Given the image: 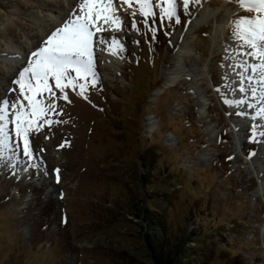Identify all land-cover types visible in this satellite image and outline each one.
I'll return each instance as SVG.
<instances>
[{
  "label": "rangeland",
  "instance_id": "obj_1",
  "mask_svg": "<svg viewBox=\"0 0 264 264\" xmlns=\"http://www.w3.org/2000/svg\"><path fill=\"white\" fill-rule=\"evenodd\" d=\"M98 4L108 19L106 33L92 29L95 77L66 86L67 99L49 78L58 107L27 134L31 159L22 138L21 151L14 138L0 145V264L147 263L130 213L146 144L160 175L144 186L170 191L161 206L170 242L195 228L204 236L188 243L201 252L193 264H264V70L252 72L259 58L236 35L239 17L264 13L249 0H175L179 22L161 23L165 0ZM76 13L68 0H0V102L19 97L31 112L14 81Z\"/></svg>",
  "mask_w": 264,
  "mask_h": 264
},
{
  "label": "snow or ice",
  "instance_id": "obj_2",
  "mask_svg": "<svg viewBox=\"0 0 264 264\" xmlns=\"http://www.w3.org/2000/svg\"><path fill=\"white\" fill-rule=\"evenodd\" d=\"M159 2L160 0H157V3ZM165 2L168 4V8L166 12L162 11L160 14L161 23L165 16L174 17L176 22H179V15L175 14V0H165ZM184 2L187 4L188 0H184ZM240 2L244 3L245 0H240ZM249 3L258 12L264 13V0H249ZM85 4L88 14L83 17L75 15L71 22H65L62 27L53 29L42 46L30 54L29 66L24 67L19 72V77L14 81L19 85L21 93L25 94L24 98L27 99L31 112L17 108L19 97L17 101L9 102L7 98H4L0 102V145H8L9 141L14 138L13 150L21 151L22 138V154L25 158L31 159L33 156L27 134L31 129L38 130L41 126V124L35 123V120L42 119L43 123L51 124L49 117L57 111L56 94L49 84V78L55 81V88L60 90L64 99H67L64 91L66 86L71 85L75 88L81 78L86 81L90 74L92 77L96 75L93 71V52L90 49V40L93 35L94 21L100 19L104 9L93 16V0H85ZM141 10L143 11V8ZM144 15L147 16L148 13L145 12ZM104 19L107 20L108 17L105 16ZM152 19L155 21V15ZM133 27H135V23ZM236 28V35L251 48V52L246 54L259 58V64L252 63L250 65L252 72L255 73L257 68L264 70V15H257L254 18L241 16L236 21ZM73 72H75V76H73ZM26 73L28 74L27 85L24 80ZM247 79L252 81L254 77L249 76ZM258 82L264 83V71L261 72ZM79 87L83 93L85 83H79ZM45 91L49 95L43 102L32 95V93ZM241 91H243V85H241ZM9 105L11 120H9ZM9 123L13 125L12 128L9 127Z\"/></svg>",
  "mask_w": 264,
  "mask_h": 264
},
{
  "label": "trees",
  "instance_id": "obj_3",
  "mask_svg": "<svg viewBox=\"0 0 264 264\" xmlns=\"http://www.w3.org/2000/svg\"><path fill=\"white\" fill-rule=\"evenodd\" d=\"M142 148L148 150L150 144L144 145ZM141 148V149H142ZM140 149V178L142 182L141 197H132L133 214L140 223L141 238L146 248L148 262L143 264H193L192 260L197 262L196 256L199 252L195 247L188 244L192 240H200V236L204 234L194 229H184L180 236V242L171 243L168 235L167 223L164 219V209L161 208L165 201L168 200L170 191L158 190L157 187L149 190L148 186H156L154 180L160 174H155V168L151 167L152 160L148 159L143 150ZM208 259L202 258V264H206Z\"/></svg>",
  "mask_w": 264,
  "mask_h": 264
},
{
  "label": "bare ground",
  "instance_id": "obj_4",
  "mask_svg": "<svg viewBox=\"0 0 264 264\" xmlns=\"http://www.w3.org/2000/svg\"><path fill=\"white\" fill-rule=\"evenodd\" d=\"M99 1L100 0H93V13H92L93 16H95V14L98 12L97 10L99 9L98 8L99 7V4H98ZM68 2L73 5V10H76L77 11L76 15H79V16L83 17V16H85V15L88 14V10H87V6L85 4V0H71V1L68 0ZM82 7H83V10H81ZM69 14L70 13H65V15H67V17L70 16ZM201 17L202 16L200 14L194 15V18L191 19L190 22L187 25L188 26V29H195V30H197V27H198L197 22L200 21ZM60 19L61 18H59V20H58V18H57V20H56L57 22L56 23H52V24L49 23V24L51 26L53 25V27H54V25H58L60 23ZM106 23H107V20L104 19V16L102 14H101L100 19H97V20L94 21V24L96 26V29H98V31H100L101 29H103V32H105V33L107 31L106 28H105V26H104V25H106ZM102 46H104V45H102ZM104 48H105V50H104V56H107V57L110 56V53L112 52V49L111 48H108V47H105V46H104Z\"/></svg>",
  "mask_w": 264,
  "mask_h": 264
}]
</instances>
